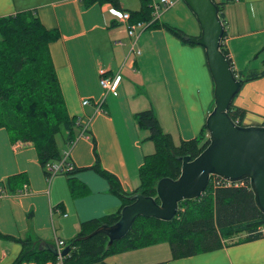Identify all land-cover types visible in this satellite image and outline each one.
<instances>
[{"label":"crops","instance_id":"0c3cea01","mask_svg":"<svg viewBox=\"0 0 264 264\" xmlns=\"http://www.w3.org/2000/svg\"><path fill=\"white\" fill-rule=\"evenodd\" d=\"M158 1L150 0L152 6ZM216 1L224 2L222 42L235 74L264 69V0ZM116 2L85 6L82 0H0V16L31 10L45 27L59 30L60 38L50 44V54L67 110L79 123L71 147L62 148L68 151L66 162L75 167L92 165V137L102 167L131 192L139 185L145 156L154 152L148 131L138 126L134 114L151 107L163 131L178 144L204 128L214 102V85L204 49L185 44L164 27L138 29L134 48L139 53L130 51L134 38L127 33V23L119 21L112 10H137L140 0ZM182 2L162 10L158 22L174 26L182 17L170 11L183 7L187 19L194 17L184 2L185 6H179ZM194 27L193 32L200 33L199 25ZM101 69L108 77L121 76L116 95L100 85ZM84 100L89 103L83 104ZM233 104L246 111L245 125H264V76L243 83ZM19 173L25 175L26 191L0 197L2 235L56 246V240L74 237L81 222L121 205L106 179L92 170L71 174L77 195L70 191L69 177L63 173L48 181L32 143L12 142L8 131L0 127V182ZM20 249V243L0 236V264H10ZM105 260L107 264H264V237L180 259L172 258L168 244L159 243Z\"/></svg>","mask_w":264,"mask_h":264},{"label":"trees","instance_id":"16d2710c","mask_svg":"<svg viewBox=\"0 0 264 264\" xmlns=\"http://www.w3.org/2000/svg\"><path fill=\"white\" fill-rule=\"evenodd\" d=\"M95 2L117 5L116 0H82L85 6ZM214 2L225 25L224 2ZM130 21L147 23V28L164 27L189 44L183 39L185 33L181 29L159 23L157 19L152 20L150 0H140V8L130 11ZM59 38V30L45 27L34 11L24 10L0 16V127L8 131L12 142L32 143L47 179L52 176L49 167L64 155L57 142V134L62 133L63 144L71 147L79 129L78 118L67 110L50 54V44ZM221 50L232 64L223 42ZM237 76H242L245 83L263 77L264 69L248 70L245 74L239 72ZM228 113L236 123L245 125L244 109L232 102ZM134 116L138 126L148 131L147 139L153 142L154 152L147 154L139 167V185L133 191H125L118 178L102 167L92 137V165L73 166L71 170L59 172L69 177L70 191L77 195L71 174L92 170L106 179L110 192L121 200L117 210L79 224L77 234L65 242L70 250L63 256L62 264H107L105 259L108 256L164 242L169 245L172 258L180 259L220 249L226 244L225 239L238 234H243L235 241L239 243L264 237V214L256 207L248 180L226 183L220 177L211 176L205 191L198 198L179 202L178 212L171 221L139 216L129 233L110 245L103 233L84 238L98 226L116 222L122 206L130 203L129 195L139 192L155 197L156 183L160 178L168 176L175 179L179 176L181 161L178 156L194 158L208 143L205 125L197 136L175 144L171 134L163 131L152 108L138 111ZM25 182L24 174H14L1 181L0 188L6 194L21 193ZM28 217H31L30 213ZM0 236L21 245L18 255L10 264H57L54 244L40 245L30 238H15L1 233Z\"/></svg>","mask_w":264,"mask_h":264},{"label":"water","instance_id":"95a60500","mask_svg":"<svg viewBox=\"0 0 264 264\" xmlns=\"http://www.w3.org/2000/svg\"><path fill=\"white\" fill-rule=\"evenodd\" d=\"M183 2L200 28L198 36L183 35V39L204 49L214 85V106L205 119L208 143L194 158L178 156L181 161L179 176L175 179L168 176L160 178L156 183L155 197L139 192L129 195L130 203L122 206L116 222L104 223L84 238L103 233L110 245L124 238L139 216L171 221L178 212L179 202L198 198L211 176L231 183L248 180L256 207L264 214V125H240L228 113L243 84V77H237L221 50L225 27L217 4L214 0ZM69 250L67 245L61 254L65 256Z\"/></svg>","mask_w":264,"mask_h":264},{"label":"built area","instance_id":"2783aa9c","mask_svg":"<svg viewBox=\"0 0 264 264\" xmlns=\"http://www.w3.org/2000/svg\"><path fill=\"white\" fill-rule=\"evenodd\" d=\"M178 0H159V2L153 4L152 6V16H153V20L158 19L161 15V11L162 10H166L168 8H170L171 6H173ZM113 14L119 19V21L121 22H126L127 23V33L129 36H131L132 38H134V40L132 41L131 44V48L130 51H136L137 53H139V50L135 49L134 45L136 43V40L138 38V29H143L145 28V26H147L146 23L142 22V21H137V22H129L130 19V13L127 11H117L115 9L112 10ZM121 80V76L119 74H115L114 76H106L104 70H100V85L102 86V88L104 89V91L106 93H112L113 95L117 94V87L118 84ZM89 103V100H84L83 104H87ZM68 156V151L65 152L64 157L59 161L56 162L55 164H53L52 166L49 167V171L51 172L52 176L50 178H48L47 180L50 181V179L57 173L61 172V171H67V170H71L72 169V164H65V158ZM226 182V181H225ZM226 183H230V182H226ZM27 189L26 184L24 185V187L22 188V192H25ZM21 192V193H22ZM4 194V192H2L1 188H0V197ZM262 232H264V229H262ZM65 246V241L58 239L56 240V252H57V256H58V261L57 264H62V258L63 255L61 254L63 248Z\"/></svg>","mask_w":264,"mask_h":264},{"label":"rangeland","instance_id":"374dc122","mask_svg":"<svg viewBox=\"0 0 264 264\" xmlns=\"http://www.w3.org/2000/svg\"><path fill=\"white\" fill-rule=\"evenodd\" d=\"M181 5H179V6H185V5H182L183 4V2L182 3H180ZM152 5V4H151ZM182 8V7H181ZM185 7H183V10L182 9H176V10H171L170 11V14H177V15H179L180 17H182V19L179 21V22H176V23H174V24H172V25H174L175 27H181L182 29H183V31L186 33V35H190V36H195V35H197L198 33L197 32H193L194 31V28H196V27H194V26H197L198 27V24H197V21L195 20V18L191 15V16H189V19H187L186 17H185V15H184V9ZM170 21V20H167L166 18H162L161 19V21ZM180 28V29H181ZM198 30H199V27H198ZM194 33H197V34H194ZM185 44H187V43H185ZM196 46V45H195ZM191 59V58H190ZM203 70H204V67H203V65H201V66H199V73H200V75L202 76L203 75ZM214 106V105H213ZM213 106H212V108H213ZM151 107H148V108H146V109H150ZM146 130V129H145ZM56 138H57V142H58V144H59V146L61 147V148H66L67 150L70 148L69 146H66V145H64L63 144V140H62V138H63V134L62 133H59V134H57V136H56ZM239 235V234H238ZM243 236V234L242 235H240V237H242ZM231 239V240H230ZM230 239H225V242H226V245L227 246H230V245H234V244H238L239 242H235L237 239H239V237H236V239L235 240H233L234 239V237L233 238H230ZM234 242H233V241ZM233 242V243H232ZM165 243V242H164ZM242 243V242H241ZM166 245H167V243H165Z\"/></svg>","mask_w":264,"mask_h":264}]
</instances>
